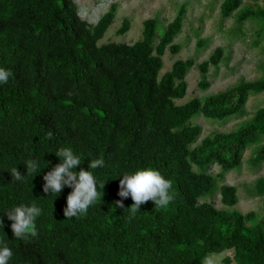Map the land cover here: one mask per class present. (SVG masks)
<instances>
[{
	"label": "trees",
	"instance_id": "obj_1",
	"mask_svg": "<svg viewBox=\"0 0 264 264\" xmlns=\"http://www.w3.org/2000/svg\"><path fill=\"white\" fill-rule=\"evenodd\" d=\"M241 8L243 0H224L221 15H236L240 25L250 20L264 33V0ZM112 4L95 24L79 16L74 0H0V66L12 75L0 85V219L3 240L13 250L9 264H205L212 254L231 251L223 264H264V216L234 207L235 186L222 185L218 209L200 200L217 189L219 179L248 163H264V107L230 132H213L198 142L202 129L196 115L225 121L244 114L252 95L264 93V74L241 80L204 99L185 98L190 69L197 67L198 87L208 90L206 75L217 67L224 51L217 48L197 64L176 60L161 74L166 51L179 52L175 39L182 31L186 5L165 26L156 18L143 22L133 44L100 40L112 25ZM130 22L118 30L124 34ZM161 29L160 33L158 30ZM203 42L198 43V47ZM71 147L81 155L77 171L90 159L103 158L94 174L105 180L101 200L87 213L64 217L66 196L43 192V174ZM37 157L41 171L33 179L12 182L11 169L26 173L23 161ZM220 169L213 175L210 169ZM154 167L170 181L172 199L165 207L142 204L129 218L132 200L115 208L122 173ZM34 175V174H33ZM32 179V181H31ZM253 192L264 196V177ZM35 201L42 209L35 235L14 238L3 211Z\"/></svg>",
	"mask_w": 264,
	"mask_h": 264
},
{
	"label": "rangeland",
	"instance_id": "obj_2",
	"mask_svg": "<svg viewBox=\"0 0 264 264\" xmlns=\"http://www.w3.org/2000/svg\"><path fill=\"white\" fill-rule=\"evenodd\" d=\"M224 0H74L78 7L79 16L95 24L106 13L112 4L117 6L116 15L99 44L110 42L133 44L141 37L143 22L150 18L159 20L161 26H165L176 16L181 5H186V14L182 31L175 39L179 46L176 54L166 51L163 60L161 74L169 71L176 60L193 58L197 64L207 60L217 49L224 51L223 59L217 67H210L206 79L210 88L206 91L198 87L201 74L197 67L189 70L186 80L187 93L184 99L177 104H184L192 98L204 99L207 95L215 94L228 89L241 80L252 81L264 74V33L258 34L260 28L255 21L247 20L242 24L236 22L234 12L232 16L224 18L221 15V4ZM253 4L252 0H243L244 8ZM125 19L130 22L129 30L124 34H118ZM160 33L161 29L158 30ZM203 42L198 47V43ZM264 107V93L250 96L244 114L234 116L225 121H216L196 115L191 123L202 129L200 142L204 137L213 132H230L239 124L248 120L255 111ZM252 149L246 150L243 157V165L239 170L226 173L218 180L217 189L204 198L201 202H209L218 209H225L221 202L220 188L222 185L235 186L238 191L239 201L234 207L242 213L250 211L264 216V196H258L253 192L255 181L264 177V163L253 167L248 163ZM210 172L217 175L220 172L214 165ZM231 251L222 254H212L210 258L213 264H223ZM206 264V262H205Z\"/></svg>",
	"mask_w": 264,
	"mask_h": 264
},
{
	"label": "clouds",
	"instance_id": "obj_3",
	"mask_svg": "<svg viewBox=\"0 0 264 264\" xmlns=\"http://www.w3.org/2000/svg\"><path fill=\"white\" fill-rule=\"evenodd\" d=\"M11 71L0 66V85L9 81ZM58 157V162L43 174V192L59 196L62 188L70 187L71 191L66 196V206L63 209L64 217H74L87 213L90 206L101 200L105 180L94 174V170L102 168L105 164L103 158L90 159L87 168L77 166L81 164V155L74 152L71 147H62L53 152ZM26 173L21 174L14 166L11 169L12 182L24 181L25 175L33 177L40 173V159L33 157L23 161ZM34 174V175H33ZM31 179V181H32ZM171 183L154 167H137L122 173L119 180L117 195L120 199L115 201V208L123 207V199L130 196L132 203L125 209L129 211V218L134 216L142 204L152 201L157 207H165L172 199L170 194ZM41 207L33 200L30 203H19L3 211L11 221L10 228L14 238L21 239L26 234L35 235V221L41 214ZM4 220L0 219V233L3 232ZM13 257V250L3 240H0V264H9ZM206 264H213L206 258Z\"/></svg>",
	"mask_w": 264,
	"mask_h": 264
}]
</instances>
